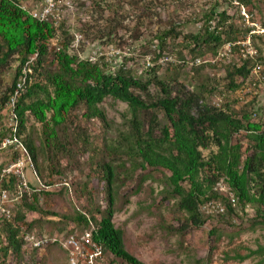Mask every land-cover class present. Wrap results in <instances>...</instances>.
<instances>
[{
  "label": "rangeland",
  "instance_id": "rangeland-1",
  "mask_svg": "<svg viewBox=\"0 0 264 264\" xmlns=\"http://www.w3.org/2000/svg\"><path fill=\"white\" fill-rule=\"evenodd\" d=\"M18 1L29 9L43 5L42 0ZM238 3L241 2L63 0L59 7L61 20L50 40V54L45 65L56 67L52 62L54 52L68 45L69 53L82 59L104 61L112 69L126 61L137 76L146 75L153 65L159 67L160 75L178 71L180 83L200 93L208 105L220 103L224 110H238L249 99L247 104H250L244 109L251 111L257 103L264 101V90L261 88L253 99L251 93L230 91L227 70L232 67L237 54L220 59L218 52H207L204 57L187 53L182 58L180 47L172 42L161 57L153 61L159 26L170 28L172 24L183 33L203 32L206 27L216 25L222 30L220 15L225 12L227 31H233L235 39L244 37L247 26ZM250 11L254 21L264 24V0H253ZM207 15L212 18L208 20ZM254 43L264 57V39L259 37ZM198 59L200 63H197ZM17 65L18 61L13 60L5 68L1 75L3 86L13 81ZM39 79L40 75L33 73L32 81ZM136 93L149 99L157 92L152 88L151 94L140 90ZM98 107L105 114V121L90 116L88 107L81 104L69 113L58 136L48 143L43 125L29 116L20 138L26 148L25 139L34 141L37 161L28 151L31 161L28 160L24 171L29 188L20 197L18 180L9 182L10 176L4 170L22 155L12 148L0 149V188L8 190L10 201L7 208L12 222L19 226L25 237L21 264H71L68 252H63L55 241L74 230L77 212L97 215V208L107 206L102 168L106 163L114 169L113 222L124 232L126 249L142 264H264V222L251 221L259 203L251 202L244 210L239 206L237 214L232 216L217 214L215 208L201 205L205 222L195 226L189 220L188 212L179 206L180 197L172 189L170 172L147 163L142 166V158L135 148L134 116L129 105L107 97ZM152 118H155L152 125L157 130L168 122L162 111L141 110L137 115L141 131H147ZM0 123L8 134L6 105L0 110ZM245 132L242 129L233 135L234 142L242 143V150L248 143ZM217 150L216 142L210 139L207 148L202 149L203 156L208 159ZM3 174H7L4 176L8 182L6 187L1 182ZM34 193L39 194L37 201ZM26 203L38 205L41 211L30 210ZM21 215L25 220L20 221ZM27 236L48 239L49 242L35 247L32 241L26 240ZM257 249H262V253H257ZM238 255L245 256V259ZM0 264L19 263L9 254L0 256ZM104 264L128 263L106 254Z\"/></svg>",
  "mask_w": 264,
  "mask_h": 264
},
{
  "label": "trees",
  "instance_id": "trees-1",
  "mask_svg": "<svg viewBox=\"0 0 264 264\" xmlns=\"http://www.w3.org/2000/svg\"><path fill=\"white\" fill-rule=\"evenodd\" d=\"M239 1V5H244L251 12L253 0ZM225 14L220 15L224 30L216 25L214 28L206 27L203 32L183 33L172 24L170 28L159 26L153 61L158 60L172 42L180 47L179 54L183 58L187 53L194 57H204L207 52L214 54L226 43L236 41L233 31L226 29ZM212 15H207L208 20ZM56 31L53 23L33 17L18 0H0V110L14 93L24 63L38 53L31 66L32 72L40 75V79L32 81V73L31 82L17 102L19 135L26 129L29 116H33L43 125L44 138L48 143L58 136L59 128L66 123L69 113L81 104L88 107L90 116L105 121L106 116L98 105L107 97L119 99L127 103L133 112L134 143L142 158V166L147 163L170 172V184L180 197L179 206L188 212L189 220L195 226L204 224L200 207L210 202L222 204L224 210L217 214L231 216L237 214L239 206L244 210L251 202L259 203L253 217L255 219L251 218V221L264 222V132L259 123L252 121L250 111L244 109L250 103L238 110L211 106L203 101L200 93L180 83L178 71L160 75L159 67L153 65L146 75L137 76L126 61L112 69L104 61L82 59L69 53L68 45L54 52L52 62L56 63V67L51 68L45 63L50 54V40ZM234 50L237 52L236 47ZM258 51L256 58L264 65V57ZM13 60L18 61L13 81L3 86L1 75ZM255 61L254 58L236 56L232 67L227 70L230 91L235 92L247 81ZM152 88L157 93L149 99L136 93V90H140L151 94ZM151 108L162 111L168 122L157 130L152 125L155 118H152L149 128L143 132L137 125V115L139 111ZM242 129H245L248 139L245 150H242L241 142L233 141V135ZM5 135L7 133L0 123V143ZM210 139L216 142L218 150L206 159L202 149L207 148ZM25 143L36 162L37 146L29 138L25 139ZM102 168L106 180L107 206L97 208V215L77 212L74 219L76 227L70 233L80 235L87 230L91 232L93 240L103 247L104 257L99 264H104L106 254L128 264H142L126 249L124 232L113 222L114 169L107 163ZM6 175L3 174L1 180L5 187L8 183L4 178ZM8 176L11 183L17 179L14 175ZM218 182H224L230 188L235 200L215 189L214 184ZM38 196V193L33 194L36 201ZM26 205L30 210L41 211L34 203ZM11 218L0 217V256L12 254L16 263L21 264L25 237ZM19 218L20 221L25 220L24 215ZM55 242L63 252H68L59 241ZM256 252L260 254L262 249ZM238 257L245 259V256Z\"/></svg>",
  "mask_w": 264,
  "mask_h": 264
},
{
  "label": "built area",
  "instance_id": "built-area-1",
  "mask_svg": "<svg viewBox=\"0 0 264 264\" xmlns=\"http://www.w3.org/2000/svg\"><path fill=\"white\" fill-rule=\"evenodd\" d=\"M43 5L38 9H28L25 6L23 8L27 10L33 17L40 21H48L56 25L61 20L59 13V7L63 0H42ZM239 5V4H238ZM240 6V14L245 20L247 26L246 34L244 37L237 39L234 42L226 43L221 50L218 51V58H232L235 54L241 56L243 59L254 58L256 59L254 68L247 78V81L235 91V93H251V97L259 95L258 92L261 88L264 90V65L261 61L257 60L259 54L258 48L255 46V39H264V24L262 22L254 21V15L249 12L244 5ZM236 47V51L234 48ZM38 53L32 55L23 65L19 74L14 93L6 103L9 116V132L3 137L0 143V149L12 148L19 151L22 155L9 168L5 169V173L14 175L18 179V194L19 197L23 195V192L29 188V183L26 180L25 167L28 164V160L31 161L29 152L19 135V118L17 114V102L19 97L25 92L29 81L31 82L32 66L31 64L37 58ZM197 63H200L198 59ZM251 84V86H250ZM249 99H246L245 103H248ZM218 107H221L220 103H217ZM250 118L252 121L261 125V130L264 132V101L257 103V105L251 109ZM215 189L225 192L232 200H235V196L230 188L222 183L218 182ZM10 201L9 192L7 189L0 188V217L11 218V212L7 208V203ZM207 207L215 208L217 213L223 212V206L220 202H210L206 204ZM26 240L32 241L35 247H39L44 243H48V239H35L33 236H27ZM57 240V239H55ZM60 244L68 251L69 261L71 264H99L103 260V247L98 242H95L92 238V234L89 230L82 234L70 233L58 240Z\"/></svg>",
  "mask_w": 264,
  "mask_h": 264
}]
</instances>
